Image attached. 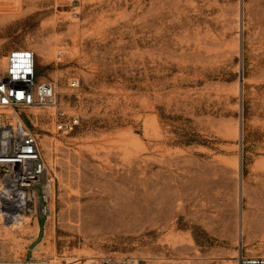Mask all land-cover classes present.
Masks as SVG:
<instances>
[{
	"label": "rangeland",
	"instance_id": "374dc122",
	"mask_svg": "<svg viewBox=\"0 0 264 264\" xmlns=\"http://www.w3.org/2000/svg\"><path fill=\"white\" fill-rule=\"evenodd\" d=\"M67 9L0 0V63L8 50H33L37 77L79 117L63 133L54 109H0V119L33 121L52 182L49 218L8 227L0 217V264L107 254L238 264L240 252L264 254V0Z\"/></svg>",
	"mask_w": 264,
	"mask_h": 264
},
{
	"label": "built area",
	"instance_id": "2783aa9c",
	"mask_svg": "<svg viewBox=\"0 0 264 264\" xmlns=\"http://www.w3.org/2000/svg\"><path fill=\"white\" fill-rule=\"evenodd\" d=\"M67 11L80 14L81 0H65ZM66 51L58 48L56 59L62 61ZM69 85L79 87L72 77ZM54 109L53 126L69 133L79 124V117L56 104V85L50 79L36 75V54L29 48H14L3 54L0 63V109ZM13 115V114H12ZM18 112L11 118L0 119V217L8 225H21L25 218H49L48 203L52 182L43 158L39 135ZM238 264H264V254L237 257ZM96 264H149L135 255H103Z\"/></svg>",
	"mask_w": 264,
	"mask_h": 264
},
{
	"label": "bare ground",
	"instance_id": "6f19581e",
	"mask_svg": "<svg viewBox=\"0 0 264 264\" xmlns=\"http://www.w3.org/2000/svg\"><path fill=\"white\" fill-rule=\"evenodd\" d=\"M49 45V44H48ZM94 204H96V205H98V206H104V203L103 202H101V201H96ZM255 211H257V208L255 209ZM28 218H30V217H28ZM6 224V226H10V225H8V223H5ZM240 225V224H239ZM246 225V224H245ZM242 226V225H241Z\"/></svg>",
	"mask_w": 264,
	"mask_h": 264
},
{
	"label": "water",
	"instance_id": "95a60500",
	"mask_svg": "<svg viewBox=\"0 0 264 264\" xmlns=\"http://www.w3.org/2000/svg\"><path fill=\"white\" fill-rule=\"evenodd\" d=\"M241 79H242V77H241Z\"/></svg>",
	"mask_w": 264,
	"mask_h": 264
}]
</instances>
